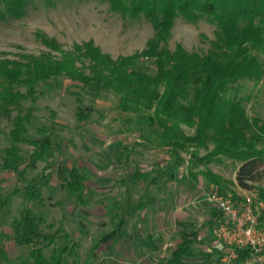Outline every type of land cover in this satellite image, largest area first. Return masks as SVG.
Returning a JSON list of instances; mask_svg holds the SVG:
<instances>
[{"label":"trees","instance_id":"trees-1","mask_svg":"<svg viewBox=\"0 0 264 264\" xmlns=\"http://www.w3.org/2000/svg\"><path fill=\"white\" fill-rule=\"evenodd\" d=\"M31 1L0 0V22L23 18ZM56 1L106 4L111 13L124 21H148L153 36L141 52L115 60L102 54L92 41L75 45L72 54L61 52L54 40L44 39L46 48L61 52V59L48 53L29 57L25 62H0V120H8L11 126V144L4 150L2 169L17 173L24 165L26 170L35 172L22 191L0 200V215L10 197L27 202L10 223L15 245L27 248V254L11 261L0 245L2 264H80V241L64 229L62 220L48 223L35 208L42 202L45 172L49 175L54 168L58 150L50 129L36 128L34 134L30 129L39 98L45 89H56L58 78L114 93L117 109L133 116L155 146L169 151L175 166L185 165L181 153L187 147L205 150L208 154L198 162H237L236 186L244 191L254 190L264 175V120L250 118L239 95L245 84L257 86L264 79V0H46V4L54 6ZM178 19L214 27V40L207 53H189L180 44L174 50L169 48ZM81 59L89 61V74L76 67V60ZM94 112L92 106H81L75 116L82 124ZM184 128L191 129L192 135H187ZM40 163L45 166L36 173ZM163 177L175 180L173 172L167 170L153 179L150 173L138 171L129 181L145 183L148 191L153 180ZM192 177L196 179L197 175ZM88 180L85 169L67 170L64 190L81 206L87 204ZM212 183L225 186L219 178ZM162 184L156 189H162ZM256 190L264 203V189ZM125 192L128 194L127 189ZM228 196L236 198L233 192ZM145 199L141 208L151 203L150 198ZM122 209V203L113 202L116 214ZM114 220L113 216V223ZM263 220L262 217L260 228L264 230ZM115 227L119 230L121 226ZM193 235L185 231L164 264H185L183 259L194 255ZM247 256V250L239 251L233 264H243Z\"/></svg>","mask_w":264,"mask_h":264},{"label":"rangeland","instance_id":"rangeland-1","mask_svg":"<svg viewBox=\"0 0 264 264\" xmlns=\"http://www.w3.org/2000/svg\"><path fill=\"white\" fill-rule=\"evenodd\" d=\"M152 36L148 21H124L111 13L106 4L56 1L54 6H48L46 0H32L23 18L0 22V62H25L29 57L48 53L61 59V52L75 54V45L90 41L102 54L115 60L141 52ZM44 39L54 40L61 52L46 48ZM212 40L214 27L210 24L191 25L178 19L169 48L174 50L180 44L189 53L204 54L210 50ZM89 64L84 59L75 63L85 74H89ZM57 84L56 89H45L39 98L30 129L33 134L36 128L50 129L58 150L54 168L49 175L45 172L42 202L35 208L48 223L62 220L64 229L80 241V264H157L149 257L157 259L163 252L154 253L142 244L152 229L154 233L156 229L159 232L166 222L173 228L186 230L187 222L211 218L213 208L209 207L215 206L207 198L214 189L225 196L230 192L236 196L249 193L258 196L256 189H264V175L254 190L239 189L235 184L237 162H198L208 154L205 150L187 147L181 153L185 165L175 166L169 151L155 146L147 130L133 116L117 109L114 93L102 87H83L63 77L57 79ZM239 96L244 99L250 118L264 120V79L257 86L245 84ZM81 106H92L95 112L87 122L79 124L75 112ZM10 129L8 120H0V200L22 191L35 175L24 165L17 173L2 169L4 150L11 144ZM184 130L192 135L191 129ZM44 166L40 163L36 173ZM74 167L85 169L89 174L86 206L71 199L64 190L67 170ZM167 170L173 172L175 180L157 178L148 191L145 183L129 181L138 171L150 173L153 179ZM261 171L264 173V165ZM194 174L196 179L192 177ZM215 178L221 179L224 188L212 183ZM160 184L162 189H156ZM146 197L151 203L141 208ZM115 201L123 204L117 214L113 210ZM26 203L16 196L10 197L9 205L0 215V245L11 261L28 251L15 245L10 230L12 218ZM118 225L119 230L115 227ZM168 228L170 231L171 227Z\"/></svg>","mask_w":264,"mask_h":264},{"label":"built area","instance_id":"built-area-1","mask_svg":"<svg viewBox=\"0 0 264 264\" xmlns=\"http://www.w3.org/2000/svg\"><path fill=\"white\" fill-rule=\"evenodd\" d=\"M207 199L220 214L215 236L222 246L221 262L233 264L238 252L247 250L243 264H264V230L260 228L264 203L258 196L249 193L233 199L214 189Z\"/></svg>","mask_w":264,"mask_h":264},{"label":"crops","instance_id":"crops-1","mask_svg":"<svg viewBox=\"0 0 264 264\" xmlns=\"http://www.w3.org/2000/svg\"><path fill=\"white\" fill-rule=\"evenodd\" d=\"M212 208L213 216L211 218L204 221L187 222L185 224V226L187 225L186 230L182 228L178 230V228H173L171 224H166V222L164 226L161 225L162 228H160L159 232L156 229L154 233L152 232L154 229H152L151 234H148L149 237L142 244L154 253L156 251H162L164 254L165 252L167 253L166 255L161 253L157 259L152 257H149V259H152L153 263L157 264H164L167 260H170L172 253L182 241V235L185 231H189L194 234V245L192 247L194 255L189 259H183L185 264H221L222 246L217 242L214 230L220 214L211 205L209 209L212 210ZM262 217L264 219V214ZM167 227H171L170 231ZM153 228L156 227L153 225Z\"/></svg>","mask_w":264,"mask_h":264}]
</instances>
